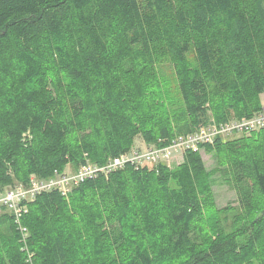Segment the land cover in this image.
Here are the masks:
<instances>
[{
    "label": "trees",
    "instance_id": "trees-1",
    "mask_svg": "<svg viewBox=\"0 0 264 264\" xmlns=\"http://www.w3.org/2000/svg\"><path fill=\"white\" fill-rule=\"evenodd\" d=\"M163 58L181 113L155 97ZM261 95L264 0H0V198L96 170L22 198L19 215L1 203L0 264H264V204L201 227L217 209L199 151L172 169L105 168L137 139L161 148L250 119ZM215 148L264 202V129L200 146Z\"/></svg>",
    "mask_w": 264,
    "mask_h": 264
},
{
    "label": "rangeland",
    "instance_id": "rangeland-1",
    "mask_svg": "<svg viewBox=\"0 0 264 264\" xmlns=\"http://www.w3.org/2000/svg\"><path fill=\"white\" fill-rule=\"evenodd\" d=\"M188 59L192 61L189 55ZM158 77V85L154 87L155 97L158 99V104L163 111L174 114L183 112V101L177 89V82L173 76L172 64L168 58H163L157 61L155 65ZM261 104L264 105V95L260 96ZM251 133H231L222 135L221 141L227 142L238 138L240 135H250ZM147 146L141 139L134 141V148L144 150ZM204 169L208 175L210 184L211 200L217 210H211L213 216H207L202 220L201 227L205 226L210 229V232L215 235L220 226H229V220L232 218L231 211L220 212L222 208H233L237 212L242 213L244 220L250 222L257 216L263 207V198L256 197L251 193L250 182L242 179L236 170V156L231 154L230 150H215L204 151L200 150ZM183 160V151L174 153L167 162H159L167 168H174ZM157 163L147 164V167H152ZM69 167L66 169L69 171ZM1 213V211H0ZM228 217L227 219H225ZM226 221L228 223H226ZM224 230H227L224 229ZM1 234L4 231H0Z\"/></svg>",
    "mask_w": 264,
    "mask_h": 264
},
{
    "label": "built area",
    "instance_id": "built-area-1",
    "mask_svg": "<svg viewBox=\"0 0 264 264\" xmlns=\"http://www.w3.org/2000/svg\"><path fill=\"white\" fill-rule=\"evenodd\" d=\"M259 129H264V108L250 119H242L219 125L213 124L207 127H201L192 133L178 136L165 147L156 148L153 146L144 150H133L128 154H121L119 157L114 158L105 168L112 169L122 167L125 164L144 166L152 163L167 162L174 153L180 150L183 152L185 150L198 152L201 145L212 143L217 135L222 136L231 133L248 134ZM95 171L91 166H87L80 169L75 175L64 176L57 180H50L48 182L33 180L28 189L17 187L16 190L7 191L5 197L0 198V204L7 205L11 211L19 215L21 211L17 203L22 198L32 199L36 193L53 187H58L65 193L71 184H76L84 180L89 175L94 174Z\"/></svg>",
    "mask_w": 264,
    "mask_h": 264
},
{
    "label": "bare ground",
    "instance_id": "bare-ground-1",
    "mask_svg": "<svg viewBox=\"0 0 264 264\" xmlns=\"http://www.w3.org/2000/svg\"><path fill=\"white\" fill-rule=\"evenodd\" d=\"M35 177H36V176H35ZM35 177H34V178H35ZM36 179H37V178H36ZM50 179H51V178H50Z\"/></svg>",
    "mask_w": 264,
    "mask_h": 264
}]
</instances>
